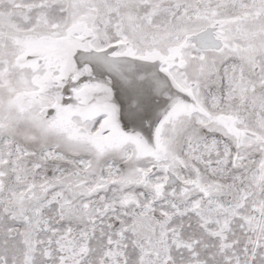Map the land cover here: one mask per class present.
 I'll return each mask as SVG.
<instances>
[{"label": "snow or ice", "instance_id": "obj_1", "mask_svg": "<svg viewBox=\"0 0 264 264\" xmlns=\"http://www.w3.org/2000/svg\"><path fill=\"white\" fill-rule=\"evenodd\" d=\"M0 264H264V0H0Z\"/></svg>", "mask_w": 264, "mask_h": 264}]
</instances>
